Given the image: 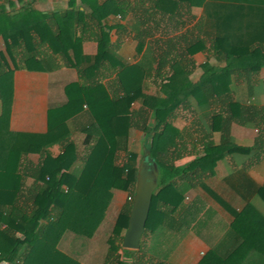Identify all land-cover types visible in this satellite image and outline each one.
<instances>
[{"label": "trees", "instance_id": "trees-1", "mask_svg": "<svg viewBox=\"0 0 264 264\" xmlns=\"http://www.w3.org/2000/svg\"><path fill=\"white\" fill-rule=\"evenodd\" d=\"M126 34L140 36L136 59L120 51ZM0 37V132L11 135L0 166V264H88L80 249L106 229L114 192L133 197L142 161L130 149L133 130L143 132L140 148L156 166L157 186L138 248L122 247L126 197L109 222L101 264H175L149 255L166 229L194 214L184 198L196 187L233 216L223 240L232 239L228 253L216 246L197 264H264V210L254 204L264 205V182L247 172V161L264 159V0H67L51 14L0 12ZM85 41L96 43L95 53L83 51ZM199 52L205 59L197 63ZM63 66L77 80L47 108L46 130L11 131L15 70ZM181 110L200 130L204 153L176 164ZM233 124L256 131L250 144L237 141ZM227 156L238 167L219 188L238 209L208 182ZM67 240L78 242L74 250L63 248Z\"/></svg>", "mask_w": 264, "mask_h": 264}, {"label": "crops", "instance_id": "crops-1", "mask_svg": "<svg viewBox=\"0 0 264 264\" xmlns=\"http://www.w3.org/2000/svg\"><path fill=\"white\" fill-rule=\"evenodd\" d=\"M65 8H67V0H0V12L8 16H19L31 9H35L37 12L51 14L55 10L62 11ZM0 41L3 43L1 37ZM82 48L85 53L91 54L96 52L97 47L94 41H85L82 44ZM74 80H77L75 69L64 66L51 71L15 70L13 75V100L9 120L10 130L13 132L19 130L31 132L45 131L47 127V108L50 105L60 104L65 100L63 87L66 83ZM26 105L32 106V109L29 111L30 114L24 113L26 112V108H24ZM31 125L35 128H32ZM235 125H232L231 132ZM242 128L246 129L244 127ZM133 131L130 136V144L137 140L141 145L144 138L143 135L138 130ZM187 132L183 134L184 136L187 135L186 142L192 141L195 146L186 148V152H184V155H187L186 161L201 156L204 153L202 137L200 136L199 139H191L190 134ZM81 138L82 135L77 136V143L81 141ZM252 140L248 143L250 144ZM180 141H183V138ZM10 142L11 135L7 131H1L0 166L7 153L6 147H8V143ZM52 150L58 152L59 146H54ZM232 163L234 166L230 165ZM237 165L235 159L227 156L218 162L215 173L210 176V180L208 179V182L212 180V183L209 184L210 187L217 191L223 199L236 209L239 208V205L237 202H234L233 196L229 194V190L225 193L220 188L227 186L223 182V177L228 176L234 171L238 167ZM247 165H249L247 167L248 174L257 183H263L264 180H258L252 171L259 167L264 170V159L254 164H250L247 161ZM28 179L29 182L27 181L26 185L24 184L25 187H29L32 182V179ZM120 192L123 193L124 197L126 196L122 191H115L111 210L114 207H117L119 210L123 204L124 198L120 199L118 197ZM184 202L192 207L194 214H197L195 216L193 214L184 217L185 222L178 229H166V238L163 244L160 245V248L154 250L155 253H158L157 251L162 252L163 257H166L169 253L168 255L170 256H167V259L162 258L161 260L175 264H197L202 256L216 246L219 247V253H228L232 246V239L228 238L226 243H223V240L233 220L232 214L199 187L190 189L185 195ZM254 204L264 210V205L261 201L255 200Z\"/></svg>", "mask_w": 264, "mask_h": 264}, {"label": "rangeland", "instance_id": "rangeland-1", "mask_svg": "<svg viewBox=\"0 0 264 264\" xmlns=\"http://www.w3.org/2000/svg\"><path fill=\"white\" fill-rule=\"evenodd\" d=\"M194 13H196L197 15H200V12H199V9L198 8H195L194 9ZM112 35V39H116V36L114 34V32L111 33ZM133 35V34H132ZM132 35H129V34H126V35H123V42L121 43L120 45V51L121 53L127 55V56H131L132 59L133 58H137L139 57L138 53L136 52V44H137V41L138 39H140L139 37H136L134 38ZM0 48L1 49H4L3 47V43L0 41ZM137 55V56H136ZM205 59V56H204V53L200 52L196 55V61L197 63H200L202 62L203 60ZM215 62L214 59H210V63H213ZM203 69L202 68H198L192 75L191 77L192 78H197L201 73H202ZM262 74H264V70H262ZM24 108H26V112L24 113H27V114H30V110L32 109V106L31 105H26ZM178 113V118L176 119L175 121V125L179 128V131H180V135H183L185 134V132H187V130H189L187 133L190 134V137L191 139L192 138H197L199 139L201 134H200V131L198 130V128H196V125H195V122L193 119L191 120H188L186 121L184 119V117H189L190 115L186 112V111H179ZM32 128H35L31 125ZM134 132V131H132ZM141 135H143V132L142 131H139ZM186 133V134H187ZM232 134L237 138V141H239L240 143L242 144H247L248 142H250V140H252L256 134V131L253 130V129H250V128H246V129H243L241 126H237L235 125L234 128H233V131H232ZM82 135V134H81ZM180 135L177 139V144H176V147H175V154H176V158H175V163H180V162H184L187 160V155H184V152H186V148H189L190 146L193 147L195 146V144L192 142V141H188V143L186 142L187 141V135L186 136H182L183 138V141H180ZM190 144V145H189ZM139 146H140V143L139 141L136 140V142H133L130 144V149L132 150H136L139 154V159H141L142 161L143 160H146V151H144L142 149V146L141 148L139 149ZM199 147V146H198ZM144 153H145V156H144ZM32 159H36V155H32ZM189 157V156H188ZM123 158V153H119L118 154V158L117 160L120 161L121 159ZM234 162V161H233ZM230 165H233L230 164ZM234 166V165H233ZM143 175L145 177H147V180H149V167H143ZM254 173V176L262 181L264 180V170L263 168L259 167V168H256L252 171ZM27 181L29 182V179H27L24 184L26 185ZM23 184V190L27 193V194H30L31 192V187H25V185ZM119 198H124L123 200H127L125 196L123 195V193H119L118 194ZM112 206V205H111ZM117 207L113 208L112 210L110 209L108 212H109V220L107 222V225L105 226L106 229L102 232L100 231L99 234L97 235L96 239L92 240V242H88V244L86 245V247H83L80 249V252L81 254L80 255V259L81 260H84V262H88V264H101L102 260H103V257L105 256L106 252H107V237L110 233V227H111V219L116 215L117 213ZM107 212V213H108ZM108 215V214H107ZM108 217V216H106ZM104 229V228H102ZM72 246V249L74 250L76 248V244L78 242L76 241H71V240H67L66 242L63 243V248L65 250H68V245ZM157 250V249H156ZM158 253H150L151 255H149V257L153 260H161L162 258H168L170 255L167 254L166 257H163L162 255V252L160 253V251H157Z\"/></svg>", "mask_w": 264, "mask_h": 264}, {"label": "water", "instance_id": "water-1", "mask_svg": "<svg viewBox=\"0 0 264 264\" xmlns=\"http://www.w3.org/2000/svg\"><path fill=\"white\" fill-rule=\"evenodd\" d=\"M149 153L147 152V155ZM149 167V180L143 175V167ZM158 171L151 159L139 163L127 227L122 237V247L137 249L150 209L153 191L157 186Z\"/></svg>", "mask_w": 264, "mask_h": 264}, {"label": "built area", "instance_id": "built-area-1", "mask_svg": "<svg viewBox=\"0 0 264 264\" xmlns=\"http://www.w3.org/2000/svg\"><path fill=\"white\" fill-rule=\"evenodd\" d=\"M127 198H128L129 200H132V198H133V197H131V196H128Z\"/></svg>", "mask_w": 264, "mask_h": 264}]
</instances>
